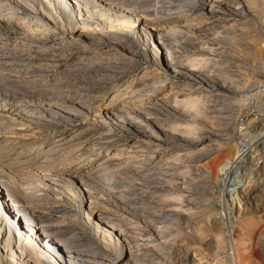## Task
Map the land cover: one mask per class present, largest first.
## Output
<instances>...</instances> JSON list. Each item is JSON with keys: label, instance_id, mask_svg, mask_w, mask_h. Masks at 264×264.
Listing matches in <instances>:
<instances>
[{"label": "rangeland", "instance_id": "obj_1", "mask_svg": "<svg viewBox=\"0 0 264 264\" xmlns=\"http://www.w3.org/2000/svg\"><path fill=\"white\" fill-rule=\"evenodd\" d=\"M8 1H10L11 5L13 6H16L18 8L20 7V9L29 10V12L32 14L30 15L34 23H30V25L28 24L27 28L23 27L22 29V27L13 23L0 21V40L5 42L4 48H0L1 140H10L14 138L15 134H13V131L23 123L27 127H29L28 136L31 135L32 132L45 130L49 123H58L61 127L67 126L69 130L63 133L67 138L71 136L74 130L83 129L90 126H96L102 129H108L112 127V129L115 130V133L119 135V138H117L115 142L120 143L124 146L128 145V143L133 141L134 139L140 136L144 137V135L146 137V135H149L154 131H159L158 133H155L157 135H160V137L162 138L164 134H167L165 138L172 134H180L181 136L190 135L191 137H196L214 131L220 136L218 144L222 142L223 146L218 154L220 156V159L217 166L223 163L224 160L228 158V156H235L244 145L248 144L252 148L251 152L248 154L247 159L244 160V163H241L240 170L238 171L239 173H236V176L234 178L235 180H233L235 181V183H243V189L245 188L244 186L247 187V185L248 187H253V185H256L258 188L264 185V95L260 94L261 89L264 88V14L260 12L262 5V8H264V0L236 1L239 5H247V7H245L247 9H250L252 12V15L249 16V19L245 18L244 20L239 21L241 27L239 26L240 30L238 31L237 29L234 30L230 28L231 24H235L236 22L234 23L230 20L228 14L230 13L229 10H222L223 13L221 12L213 15L220 16L226 19V21L224 22H228L226 23L227 26H225L227 28L223 27L224 29L221 28L217 31H213L212 33H215H210L211 36L208 34L209 37L213 36L212 38H209L207 34L200 33L199 36L197 32H194L193 34L190 32L189 34H187V36L182 35V37H185V39L180 37L177 42L180 46H177L176 42L172 44L174 47L175 45L177 48L181 47L182 51H180V48L178 49V51L183 55H189L194 48L200 49V47H202V49H204L205 51L203 57H201L202 62L207 61L208 63H211L208 65V63L206 62L207 64H205L207 66L205 64H201L196 67H200L201 72L204 70V72L202 73L207 77V79L209 77H216L211 79L213 81H216L217 76H219L216 83L221 81V83L218 84L224 87L228 86L231 89V92H229L225 98H222V101H220V97L214 98L213 96L212 98V96H207L208 98L206 99V101L201 104L202 106L200 105L201 108L200 106H198L196 109H192L191 112H184L185 114L181 113V115L178 111H171L170 113L169 110H165L163 108L161 110L160 108L154 109L152 110V116L150 114L151 111L149 112L150 115L148 116L149 118L151 117L150 121L152 125H150L148 117H141L140 114H137V116L134 117L127 116L124 118H116L111 115L109 119L105 120V122L102 120L103 115L100 113V110L98 108H101V106H103L110 100L111 93L103 95L102 81L91 75L95 70H99L100 72L112 71L111 73L113 74L118 73V71L121 72L124 67L123 65L121 66L120 63L114 64L115 66L117 65L116 67L120 69L118 70L116 67H114V65L111 64L112 61L118 59L117 56L115 58V54H111L110 56L109 54L107 55L104 53L101 54L102 56L98 55L99 57L97 56L96 59L94 58L92 60L85 59L81 56V54H77V60L75 59L74 61L69 63V65H66V61L64 60V58H62L65 52L64 49H59V51H56L53 55L54 57L51 56L50 53L44 55V53L41 54L40 52L42 47H38L35 41L41 38L46 41L47 45H51L52 43L57 42L56 40L60 36L64 35V33L65 36L71 37V31L69 30L70 22L73 21L75 24H78L82 27V24L79 23V13L77 12L78 9H81L85 27L87 26V28L89 29L92 28L93 30H99L97 32L96 30L93 31L92 29H90L92 33H90L91 36H94L93 33H97L101 34L105 39L108 37V39L106 40H109V38H111L113 39H110L111 41L119 43L120 46L118 45V43H115L117 47L121 48L122 46L121 49H123L124 47L129 46L128 40L125 37H121L118 33L117 34L119 36L115 33H113L114 35L111 34L112 36H110L108 35L109 33L106 32H110L109 28H111V30H114L119 19H121V22L118 23H122L125 20L126 16L127 18H129L132 16L137 17L139 14L142 15V12H144L143 10L146 9L145 2L156 3L157 0H153L152 2L151 0H145V2L144 0H74L77 3H72V1L69 0H54L55 2L59 3L60 10L58 13L61 15L62 21H58L56 12L49 7L45 0ZM72 4L79 6L80 8L75 7ZM4 9V13H13L12 10H10L9 6H6ZM14 13H18V10H15ZM39 16H43V18L51 24V28H53L51 31L45 32L43 30L45 27L42 24L40 25L38 20ZM88 16L90 17V20L92 22L88 19ZM52 17L53 19H50ZM96 18H98L99 20ZM94 23H96V25ZM248 23H250L249 26H247ZM93 24L95 28L92 27ZM132 24L134 23L128 24L129 26L131 25L129 27L131 30V34L139 35V27H141L140 22L135 23L134 25L136 27L133 25L134 28L132 27ZM242 25H244L245 27H243ZM232 31L233 33H231ZM217 32L219 34H217ZM201 34L203 36L205 35L206 37H203ZM187 37L190 38V40L193 39L191 43L189 42L190 40ZM116 38H120V40ZM22 40L31 41L35 45H33L31 49H28V51L26 47L21 46L20 42ZM198 40L200 41L199 43ZM113 42L111 43L113 44ZM183 43H186L188 45H182ZM193 45L195 46L194 48H192ZM216 45L220 49L216 48ZM183 46H185L186 50L182 48ZM196 46L199 47L197 48ZM212 46L214 49L211 48ZM91 47L96 49L98 48V45L91 44ZM186 47L191 49L187 50ZM209 47L211 48V50L209 49ZM175 48L174 50H177V48ZM66 49V51L68 52V48ZM140 49H142V47H139V56L138 54L134 56L136 62L140 63L139 66L145 65L148 62V57L145 55V51L143 49ZM196 49L194 50L196 51ZM185 52L187 54H184ZM55 55H57L58 57H56ZM207 57L209 58V60ZM105 58L108 61H106ZM102 62L104 65H102ZM96 63L99 64L96 65ZM202 65H205L206 67H203ZM201 67H203L204 69ZM206 72L208 75L206 74ZM165 73L167 76H171L170 73ZM192 76L194 78H197V76L195 75ZM85 79L87 82L85 81ZM241 79L243 81H241ZM111 81H113V79ZM237 81L239 83L241 81V85H239L238 88L236 87L239 84ZM191 83L195 84V87H199V85H201L202 87H206L207 85L206 82L200 83L199 80H195ZM112 89L113 92L123 93L122 90H119L118 86H114ZM210 90L212 89L210 88ZM229 97H231L232 99ZM208 100L211 104H209ZM211 100H215V102ZM226 102L229 103V106L228 104H226ZM230 105L231 107L233 106V108H231ZM176 113H178V115H176ZM114 118L116 119L114 120ZM185 118L189 119L185 120ZM153 119L156 120L154 121ZM194 121L196 123L199 121L200 122L196 124ZM65 123L67 124L65 125ZM142 124L145 125L144 128ZM137 127L141 129H137ZM146 127H148V132L149 129L153 131L144 134L143 131H146ZM151 127L153 129H151ZM139 131L142 132L140 133ZM194 132H196V136H193L195 135ZM22 140L27 141L28 139L23 138ZM27 143L28 142H26L25 144ZM179 144L180 141L175 142L176 147H179ZM9 145L10 147L7 148V151L5 154H3V157L5 156L4 159L8 163H14V161H16L15 164H12L11 166L7 164V166L0 164V166H3L0 167V182H3L4 184L6 183V185L11 182L8 186L12 189L13 192H19L26 196V199L20 200L17 204L23 208L25 207L24 209L27 211L26 213L28 214L29 218L31 216V220L33 222L35 221L36 223H34L37 224V226H46L47 223L50 225L51 223H66V221L67 224L69 223L70 227L64 234H66V236H75V255L77 254L78 256H80L78 258L77 264H235V257L238 258L239 264H264V200L260 198L258 199L259 196L256 195H251L249 199L246 198L244 196L245 194H243L246 189L242 190V187H237L236 189L230 190V186L226 187L223 185V180L220 175H213L211 183L207 184V186L209 185L208 188L203 184L201 189L196 190L191 174L187 173V177L185 178V180H183L184 174L181 172V169L172 164V167L170 166V168H174V166L175 168L168 172V178H164L163 183L161 182V178L160 182L158 178V181L154 179L155 181L151 182L153 184L149 182L153 179H150L149 181L145 180L144 184V180L139 179V177L135 179L134 177L133 180L131 178L129 179L130 181L127 179V182L125 181L123 182V185H121V183L119 184V186L117 183H120V181H118L119 179L117 180L116 177L114 178V175L109 172L111 171L110 169L107 170V172L111 173L112 175H108L106 171H103V173L105 174H102V172L93 173L91 168L92 166L89 164L87 169L82 172V181L85 182L82 183V186L80 184L69 186L68 184H66L65 180L59 181L57 183L59 184V186H61H58L59 190L64 191L66 195L70 194L73 197H71V199H66V202L67 205L71 207L72 210H74V212H76L75 209L77 210L78 216L77 213L76 217L75 215L72 216L68 214L70 217L69 218L66 214H64L65 216L59 215L60 212L58 213L54 208V205L48 203L47 201H37L35 203L33 202L34 198L33 200H31L33 196L28 194L36 192L38 188V190H42V192L45 193L48 189H53L54 184L51 180L55 179L56 177L51 176L50 178V176H45L43 174V170L41 168H37V166L27 169L20 163L21 161H23V158L25 159L29 155V151L27 150L30 147L29 145H20V147L18 144L15 145L17 146L15 147L11 141L7 146ZM188 156H186V161H190L191 159V163L193 164L195 163V160H198V157H195V155ZM187 157L190 159H188ZM251 157L252 159H254L252 160ZM19 163L21 164V166L19 165ZM254 167H256V169ZM89 171L90 173H88ZM92 176L96 177L94 178ZM170 177L172 179H170ZM236 179L240 180L237 181ZM125 183L129 184L125 185ZM42 184L43 186H41ZM166 184H168V186ZM37 186L39 187L37 188ZM154 186L156 188H158V186L159 188L162 187L161 189H164L165 192H163V194H148L150 190L155 189ZM236 186H238V184H236ZM183 188L186 189L183 190ZM34 189H36V191ZM146 190L148 193L146 192ZM178 190H180V192ZM187 190H189V194H186ZM192 190L201 194L199 195L197 193H194L192 192ZM144 192H146L148 195ZM35 194L33 193V195ZM74 194L77 195L75 196ZM165 194L167 197L165 196ZM184 195L185 199L183 198ZM148 196H150V198L152 196V201L155 200L157 203L153 204L154 206L149 205V207H147V210L145 209V211L144 209H142L143 207L141 204L151 201ZM81 197H85L83 199L85 202L87 200L93 201L96 207H98L97 209H100L98 211L102 210V221L100 220L102 223V228H109L110 230H113L117 226L114 229L116 230L115 234H123L121 235L122 243L130 248H133L131 249L133 250V253H131L132 256H129L125 253V251L120 250V246L114 244L115 246H117L115 247L111 241L109 244V241L101 237L97 238L99 239V241L96 240L94 242L85 238L86 236L82 234V232H84L85 234H90L89 232L94 231L95 227H93L89 223L87 225L84 224L87 222L84 219V215H82L85 209L84 206H82ZM196 199H198V201L195 202L194 200ZM185 202H187V204ZM34 203H39L41 209H33L35 207ZM179 203H183L184 206ZM86 205L87 204L85 203V207ZM47 207L50 208L51 211ZM34 210H37V212L39 213L43 211L42 214L44 215V219L39 216L41 213H35ZM81 210L83 211L81 212ZM28 211L30 212V214ZM31 211L34 212L32 213ZM103 211L105 212V214ZM182 212H185L186 214ZM59 216L63 217H61L63 221L59 222V220L57 219L58 221L56 222L54 219L59 218ZM95 218L98 219V217ZM52 219L54 222L52 221ZM97 219H95V221H97ZM103 223H106L105 226L103 225ZM118 228L120 230H118ZM87 229H90V231H88ZM70 230H73V233ZM103 240H105V242ZM104 243H106V245ZM1 244L0 245L2 247L3 243L1 242ZM99 251H101L102 253ZM79 254L83 255L81 256ZM0 262V264H11L5 258L0 259Z\"/></svg>", "mask_w": 264, "mask_h": 264}, {"label": "bare ground", "instance_id": "obj_2", "mask_svg": "<svg viewBox=\"0 0 264 264\" xmlns=\"http://www.w3.org/2000/svg\"><path fill=\"white\" fill-rule=\"evenodd\" d=\"M69 1H72V3L75 2L74 0H69ZM96 1H98V0H96ZM152 1L153 0H151V2ZM236 1L237 0H157L156 3L155 2L154 3L153 2L152 3H149V2L146 3L144 0V2L146 4V7L145 6L144 7L146 9L143 10L144 12H142V15L139 14L138 16L136 15L137 17L132 16L129 18H127V16H126L125 20L124 21L122 20L123 21L122 23H118V22H121L120 21L121 19H119L115 29L111 30V28H109L110 32H106V33H109L108 35H110V36H112L111 34H113V33H115V34L118 33L121 37H125L129 42L128 43L129 46H126L123 49H121L122 46H121V48L117 47L116 44L118 42L116 43V42L111 41V40H113L111 38H109V40L111 39L110 41L113 42V44L109 40H106V39H108V37L105 39L102 37L101 34L93 33L94 36H91L92 33H91L90 29H92V28L89 29V28H87V26L85 27L84 22H83V18H82L83 14H81L82 11H81V9L77 8L78 9L77 12L79 13V20H80L79 23L82 24V27L79 26L78 24H75L73 21L70 22L69 23V25H70L69 30L71 31V37L65 36V33H64V35L60 36L56 40L57 42H54L51 45H47L46 41H44V39H41V38L38 39L37 41H35V43L38 47H42L40 52H41V54L44 53V55L47 53H50V55L53 56L56 51H59V49L60 50L64 49L65 50L64 55L62 54L63 57L62 56L61 57L64 58V60L66 61L65 62L66 65L67 64L69 65V63L74 61L77 58V56H76L77 54H81L82 57H84L85 59H88V60H92L94 58L96 59V57L98 55H101L104 53L107 55L109 54L110 56H111V54H115V58L117 56L118 59H116L115 61H112V63L111 62L110 63L112 65L118 64V63H120L121 66L123 65L124 67L121 70V72L118 71V73L113 74V73H111L112 71L111 72H109V71L100 72L98 70L99 71L98 72L97 70L94 69L96 72L93 70L94 73H92V75H91V76L97 78L98 80L102 81L103 88L102 87L101 88L103 89V91L101 89L100 90L102 91L103 95L111 93L110 100L107 103H105L103 106H101V108H98L100 110V113L103 115L102 120L104 122H105V120L109 119L111 115H113L116 118H124L127 116L128 117L129 116L134 117V116H137V114H140L141 117L142 116L148 117L150 114L152 116V112H153L152 110L157 109V108H160V110L162 108L165 110H169L170 113H171V111L172 112L178 111L181 115V113H184V112L189 113L192 111V109H196L198 106L203 104L206 101V99L208 98L207 96H212V98H213V96H214V98L220 97L221 100L220 99L219 100L222 101L223 100L222 98H225L228 95V93L231 92V89L226 85H225L226 87L220 86L218 83H221V81L216 83L219 76H217L216 81H213L211 79L216 78V77H212V78L209 77L207 79V77L202 73V72H204L203 67L208 63L207 61H206L207 63L202 62L201 57H203V54L205 53V51H204V49H202V47H200V49H196V48H194L195 46L193 45L192 48L196 49V51L193 49V51L190 53L189 52L190 50H189L188 51L190 53L189 55L186 52L184 54H187V55H183L178 51L179 48H180V51H182L181 47L177 48L175 45L177 50H174L175 47L172 44H174L175 42L177 43L178 40L180 39V37H182V35L187 36V34H189L190 32L192 34L194 32H197L198 35L200 33H203V34H207V36H208V34L210 35V33H212L213 31H217V30L227 26L226 23H228V22H224V21H226V19H224L223 17H220V16L213 15L216 13H221V12L223 13L222 10H225V11L229 10L230 13H228V14H229L230 20L233 21L234 23L235 22L237 23V24L236 23L231 24L230 28H232L234 30L237 29V31L240 30L239 21H242L245 18L249 19V16L252 15V12L250 9L246 8L247 5H244V6L239 5ZM45 2H47L49 7L53 11L56 12V14H57L56 17H57L58 21L61 20L62 19L61 15L58 13L60 10L59 3L55 2L54 0H45ZM139 2H138V4H139ZM75 3H77V2H75ZM142 4H143V2H142ZM72 5H74V4H72ZM236 5H239V6H236ZM6 6H9L10 10H12L13 13H4V10H5L4 8ZM74 6L79 7L76 5H74ZM262 6H261L262 11L260 9H257V10H260V12H262L264 14V8H262ZM143 8H141V9H143ZM251 9H252V7H251ZM15 10H18V13H14ZM30 14L31 13L29 12V10L20 9V7L18 8L16 6H13V5H11V2L8 0H0V21L13 23L15 25L22 27V29H23V27L27 28L28 24L30 25V23H34L32 17H31L32 14L31 15ZM136 14H138V13H136ZM92 18H93V16H92ZM50 19H53V17ZM88 19L90 20V17ZM96 19H98V18H96ZM38 20H39L40 25L41 24L44 25L45 28L43 30L45 32L46 31L49 32L53 29V28H51V24L48 21H46V19H44L43 16H39ZM139 22H140V26H141V27H139L140 28V34L138 33L139 35H136V34L132 35L130 32L131 30L129 28L131 25L129 26L128 24L129 23L135 24V23H139ZM94 24L96 25V23H94ZM94 24L92 27H94ZM134 24H132V27ZM246 24H247V22H246ZM249 24L250 23H248L247 26H249ZM242 26L245 27L244 25H242ZM112 28H114V27H112ZM225 28H227V27H225ZM94 30H96V29H94ZM96 31L98 32L99 30H96ZM218 32H217V34H219ZM224 32H225V30H224ZM214 33H212V34H214ZM231 33H233V31ZM102 34H103V32H102ZM212 37H209V38H212ZM216 37H217V35H216ZM216 37H215V39H216ZM196 38H195V40H196ZM116 39L120 40V38H116ZM183 39H185V37ZM188 39L190 40V38H188ZM192 40H190L189 42L191 43ZM199 42L200 41L198 40V43ZM20 43H21V46L26 47L27 50L31 49L33 47V45H35V44H33V42L28 41V40H22ZM4 44H5V42L0 40V48L1 47L4 48ZM91 44L98 45V48H96V49L92 48ZM185 44L183 43L182 45H185ZM202 44H203V42H202ZM118 45H119V43H118ZM187 45L188 44H186L185 46H187ZM177 46H180V45H178V43H177ZM185 46L182 47V48H184V50H186ZM139 47L140 48L142 47V49L146 53L145 55L148 57L147 64L141 65V66H139L140 63H137L136 59L134 58V56L139 53ZM66 48H68V52L66 51L67 50ZM211 48H213V46ZM211 48L209 47L210 50H211ZM216 48H218V46ZM142 49H140V50H142ZM188 49H191V48H187V50ZM218 49H220V48H218ZM211 53H212V51H211ZM215 53H213V54H215ZM57 55H55V56L58 57ZM138 56H139V54H138ZM204 56H206V55H204ZM207 56H208V54H207ZM98 59H100V58H98ZM105 60H106V58H105ZM105 60H103V61H105ZM208 60H209V58H208ZM101 61H102V59H101ZM106 61H108V60H106ZM93 62H94V60H93ZM210 63H208V65ZM97 64H99V63H96V65ZM201 64H205V65H202L203 67H201V68H203L202 72H201L200 67H196V66H199ZM102 65H104L103 62H102ZM100 66H101V63H100ZM116 66L114 65V67H116ZM104 68H106V67H104ZM104 68H100V69H104ZM111 69H112V67H111ZM117 69L120 70L119 68H117ZM164 69H165V71H164ZM114 71H117V70H114ZM165 72L170 73L171 76L170 77L167 76ZM206 74H207V72H206ZM192 75L197 76V78H194ZM83 77H84V75H83ZM205 78H206V80H205ZM112 79H113V81H111ZM195 80H199L200 83L206 82L207 83L206 87H202L201 85H199V87H195V84L191 83ZM85 81H86V79H85ZM100 81H98V82H100ZM241 81H243V80L241 79ZM241 81H240V83H241ZM238 83H235V84H238ZM240 83L238 84V86H236L237 88L239 87V85H241ZM178 84H181V85H178ZM114 86H116V87L118 86L119 90H122L123 93L113 92L112 88ZM210 88L212 90H210ZM232 92H233V89H232ZM229 98H231V97H229ZM231 99H230V101H231ZM216 100H218V99H216ZM227 100H229V99H227ZM211 101L215 102V100H211ZM209 104H211L210 101H209ZM226 104H228V106H229V103L226 102ZM233 104H234V102H233ZM201 106H200V108H201ZM230 107H231V105H230ZM231 108H233V106ZM150 111H151V113L149 114ZM176 115H178V113H176ZM177 117H179V116H177ZM116 118H114V120ZM150 118H149V122H150V125H152ZM180 118H182V117H180ZM187 119H189V118H187ZM187 119L185 118V120H187ZM200 120H201V118H200ZM103 121H101V122H103ZM199 122H197V123H199ZM66 124L67 123H65V125ZM130 124H131V122H130ZM187 124H189V123H187ZM142 125L144 128L145 125L144 124H142ZM142 125H140V126H142ZM158 125H160V124H158ZM192 126H194V125H192ZM28 128L29 127H27L23 123V124H21V126L15 128V130L13 131V134H15L14 138H12L10 140H4V139L1 140L0 139V164L1 165L7 164L10 166L12 164L13 165L15 164L16 160L14 161V163H8L4 159L5 156L3 157V154L6 153L7 148H9L11 145L10 144L9 146H7L10 141L13 143L14 146L18 145V144H19V146L20 145H29L30 147L27 149L29 151V155L27 156V158H25V159L23 158V161H21L20 163L27 169L28 168L30 169L34 166L35 167L37 166V168H41L43 170V172H44L43 174L45 176H50V178H51V176H55L56 178L51 180V181H53V184H54L53 189L51 188L49 190L47 188L48 190L46 189L47 192L45 193V192H42V190H38L39 186H37L38 189L35 187L37 189V191H36V189H34L36 192H33L34 194L35 193H37V194L33 195V193H32V194H28V195L33 196L31 200H33V198H34L33 202H35V203L37 201H40V202L41 201H43V202L47 201L48 203L53 204L54 208L57 210V212L58 213L60 212L59 215L65 216L64 214H66V215L69 214L72 216L75 215V217H76V213L78 216V212L76 209H75L76 212H74V210H72L71 207H69L67 205L66 199H71L72 196L70 194L66 195L64 191L59 190V187H61V186H59V184H57V183L59 181L65 180L66 184H68L69 186H72L74 184L75 185L80 184L82 186L83 185L82 183H85L82 181V177H83L82 172L85 169H87L89 164L92 166L91 168H92L93 173H101L102 172V174H105V173H103V171L107 172V170L110 169L111 171H109V172H111L114 175V178L116 177L117 180L119 179L118 181H120V183L117 182L118 185L121 183H122L121 185H123V182H125V181L127 182V179L129 180L131 178L133 180L134 177H135V179L139 177V179L144 180V184H145V180L149 181L150 179L151 180L153 179L152 181H149L151 183V182L155 181L154 179L157 180L158 178H159V182H160V178H161V180H162L161 182L163 183V179L166 177L168 178V176H167L168 172L175 168V166H174V168H170V166L173 164V165H176L178 168L181 169V172L184 174L183 180H185V178L187 177L186 176L187 173L191 174L192 180L194 181L193 182L194 187L196 188V190L201 189L203 184L208 188L209 185L207 186V184L211 183V181L213 179V175L216 174V175L221 176L224 186H226V187L230 186L229 187L230 190L236 189L237 187L238 188L242 187V190L246 189L243 193V194H245L244 196L246 198L249 199V197H251V195L252 196L256 195V196H259L258 199L260 198V199L264 200V185H262L259 188L256 185H253V187L252 186L248 187V185H247L248 188L246 186H244L245 188L243 189V185H244L243 183L242 184L241 183H235V181H234L236 173L240 170L241 163H244V160L247 159L248 154L251 152V149H252L251 146L248 144L244 145L237 152L236 155L234 154L235 156H233V157L228 156L227 159H225V160L223 159L224 160L223 163L220 162L221 164L217 166L219 159H220V156L218 154L221 151L223 146H222V142L220 144H218V142L220 140V136L218 134H216V132H214V131H212L211 133H207L205 135L202 134L201 136L200 135L196 136V134H195L196 132H194L195 135H193V136H196V137H191L190 135L189 136H184V135L181 136L180 134L179 135H177V134L173 135L172 134L166 138H165V136L167 134L166 135L164 134V136H163L162 133L160 132L161 135L163 136V138H162V137H160V135L156 134L159 131L158 132L157 131L151 132L153 130L149 129V132H151V134L146 135V137H145V135H144V137L140 136V137L134 139L133 141L129 142L128 145L124 146V145H121L120 143L115 142V140L117 138H119V135L115 133V130L112 129V127L108 128V129H102V128H98L96 126H90L87 128L74 130L69 138H67L63 134L65 131L69 130V128L67 126L61 127L58 123H49L45 130L32 132L31 135H29V136H28V134H29ZM138 128L139 127H137V129ZM156 128H157V126H156ZM139 129H141V128H139ZM147 129H148V127H146V131L142 130L144 134L149 133L147 131ZM151 129H153V128L151 127ZM162 129H163V127H162ZM142 131H139V132L141 133ZM200 131H201V129H200ZM181 132H183V131H181ZM187 133H188V131H187ZM134 134H136V133H134ZM23 138L28 139V140L23 141L22 140ZM178 141H180V144H179V147H176L175 142H178ZM26 142H28V143L25 144ZM15 147H17V146H15ZM188 155H192V156L195 155V157H198V160L197 161L192 160L195 162L193 164V163H191V159L188 158L189 157ZM186 156H188L187 158L190 159V161H188V160L186 161ZM251 159H252V157H251ZM16 163H18V162H16ZM20 163H19V165L21 166ZM0 167H3V166H0ZM254 168L256 169V167H254ZM221 171H223V172H221ZM88 173H90V171ZM111 173H108V175ZM88 176H87V179H88ZM92 177L95 178L96 176H92ZM171 177H170V179H172ZM179 178H181V177H179ZM90 179H92V178H90ZM239 180H237V181H239ZM115 181H116V179H115ZM177 182H179V181H177ZM126 184H129V183H125V185ZM151 184H153V183H151ZM236 184H238V186H236ZM8 185H6V183L4 184L3 182H0V244H1V242L3 243L2 247H1L2 244L0 245V259L5 258L11 264H77L78 258L80 256H78L77 254L75 255V252H76L75 251V241H74L75 236H66V234H64L66 232V230L70 227L69 223L67 224V221H66V223H64V222L62 223L61 222V221H63L61 219L62 216H59V218H56L54 220L56 222L59 220V222H61V223L57 224L55 222L56 224L51 223V225L47 223L48 224L47 225L44 222L46 224V226L40 225L42 223L39 224L40 226H37V224H35L36 222L34 221L35 222L34 223L31 220V216L29 218L28 214L26 213L27 211L24 209L25 207L23 208L17 204L20 200L26 199L25 198L26 196L23 195L22 193H19V192L18 193L15 191L13 192L12 189ZM166 185L168 186V184H166ZM41 186H43V184ZM41 186H40V189H41ZM121 187H123V186H121ZM179 187H180V185H179ZM161 188H159V186H158V188L155 187V189L150 190L149 193L147 192L148 189L146 190V192L148 194H151V195H153L155 193L156 194L157 193L163 194V192H165V191H164V189L162 190ZM190 188H188V189H190ZM165 189H168V188H165ZM184 189H186V188H183V190ZM204 189H202V190H204ZM183 190H182V192H183ZM223 190H224V188H223ZM79 191H80V189H79ZM168 191H166V192H168ZM178 191L180 192V190H178ZM188 191L189 190H187L186 194H189ZM146 192H144V193H146ZM182 192H181V194H182ZM192 192H194V191L192 190ZM174 193H176V192H174ZM194 193H197V192H194ZM252 193H254V194H252ZM197 194L200 195L201 193H197ZM197 194H196V196H197ZM74 195L76 196L77 194H74ZM171 195H173V194H171ZM179 195H180V193H179ZM165 196H166V194H165ZM196 196H194V197H196ZM256 196H255V199H256ZM143 197H145V196H143ZM148 197H149V199L152 198V196H151V198H150V196H148ZM184 197H185V195L183 196V198ZM84 198L81 197L82 206H84V209H85V211L83 212L82 215H84V219L87 222L84 224L87 225L89 223L90 225L95 227L94 231L89 232L90 234H85L84 232H82V234H84L86 236L85 238L94 242L96 240L99 241V239H97V238L101 237V238L109 241L108 242L109 244L111 241L113 245L116 244V245L120 246V250L125 251V253L130 256L131 253H133L132 252L133 250H131L133 248H130V247H128L122 243V240H121V235H123L122 233L118 232L119 234H115L116 230H114V229L117 226L115 228L113 227L114 228L113 230H110L109 228L108 229L102 228V226H101V224H102L101 223V221H102L101 211L102 210L98 211L100 209H97L98 207H96V205L93 203V201L87 200L85 202L83 200ZM160 198H161V196H160ZM252 199H254V198H252ZM188 200H190V199H188ZM161 201H162V199H161ZM194 201L196 202V201H198V199H196ZM29 202H31V201H29ZM35 203H34L35 207L33 209H35V208L41 209L39 203L38 204H35ZM85 203L87 204L86 207H85ZM156 203L157 202L155 200L152 201V199H151L150 202L141 204L143 207L142 209L147 210V207H149V205L151 206V205L156 204ZM185 203L187 204V202H185ZM197 203H199V202H197ZM158 204H160V203H158ZM179 204L183 205V203H179ZM53 205H51V206H53ZM28 206H30V205H28ZM30 209H32V208H30ZM48 209L50 210V208H48ZM61 209H63V210H61ZM180 209H182V208H180ZM42 210H44V209H42ZM56 210H54V211H56ZM34 211H31V212L33 213ZM82 211L83 210H81V212ZM42 212L43 211H41L40 212L41 214H40L39 212H37V210L35 211V213H39L40 214L39 216H41L43 218L44 215L42 214ZM185 212H182V213H185ZM29 214H30V212H29ZM104 214H105V212H104ZM69 215H68V217H69ZM128 215H130V214H128ZM120 216H122V215H120ZM35 217H36V214H35ZM35 217H33V218H35ZM95 217H98V219ZM104 218H103V220H104ZM39 219H40V217H39ZM95 219H97V221H95ZM47 221H48V219H47ZM52 221H53V219H52ZM71 221H69V222H71ZM73 221H75V220H73ZM105 224L103 223L104 226H105ZM107 227H109V226H107ZM118 230H120V229L118 228ZM88 231H90V229ZM79 232H80V230H79ZM122 238H123V236H122ZM103 241L105 242V240H103ZM99 243H101V242H99ZM104 244L106 245V243H104ZM115 247H117V246H115ZM120 250H118V251H120ZM101 251H99V252H101ZM82 252H84V251H82ZM104 253H106V252H104ZM79 255H81V254H79ZM1 262H3V261H1ZM234 263L239 264V260L237 257L234 258Z\"/></svg>", "mask_w": 264, "mask_h": 264}, {"label": "built area", "instance_id": "obj_3", "mask_svg": "<svg viewBox=\"0 0 264 264\" xmlns=\"http://www.w3.org/2000/svg\"><path fill=\"white\" fill-rule=\"evenodd\" d=\"M260 94L264 95V88L261 89ZM260 94H259V95H260Z\"/></svg>", "mask_w": 264, "mask_h": 264}]
</instances>
